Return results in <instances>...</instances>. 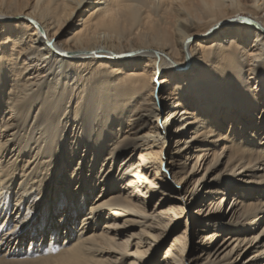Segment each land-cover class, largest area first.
<instances>
[{
    "label": "bare ground",
    "instance_id": "6f19581e",
    "mask_svg": "<svg viewBox=\"0 0 264 264\" xmlns=\"http://www.w3.org/2000/svg\"><path fill=\"white\" fill-rule=\"evenodd\" d=\"M0 264H264V0H0Z\"/></svg>",
    "mask_w": 264,
    "mask_h": 264
},
{
    "label": "rangeland",
    "instance_id": "374dc122",
    "mask_svg": "<svg viewBox=\"0 0 264 264\" xmlns=\"http://www.w3.org/2000/svg\"><path fill=\"white\" fill-rule=\"evenodd\" d=\"M78 19H80V17H78ZM59 67V65L57 66V68ZM58 70V69H57ZM167 112H168V110H167ZM166 114H164V116H165ZM202 203V202H201ZM200 205V204H199ZM199 205L197 204L196 206H195V208L193 209V210H195L196 208H198L199 207ZM167 245V244H166ZM166 247V246H165ZM164 247V248H165ZM162 250H164L163 248L161 249V251H160V253L159 254H161L162 255Z\"/></svg>",
    "mask_w": 264,
    "mask_h": 264
}]
</instances>
